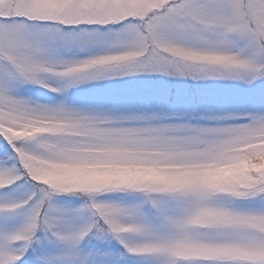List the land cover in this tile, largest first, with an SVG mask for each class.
I'll list each match as a JSON object with an SVG mask.
<instances>
[{"label": "snow or ice", "instance_id": "snow-or-ice-1", "mask_svg": "<svg viewBox=\"0 0 264 264\" xmlns=\"http://www.w3.org/2000/svg\"><path fill=\"white\" fill-rule=\"evenodd\" d=\"M0 264H264V0H0Z\"/></svg>", "mask_w": 264, "mask_h": 264}]
</instances>
